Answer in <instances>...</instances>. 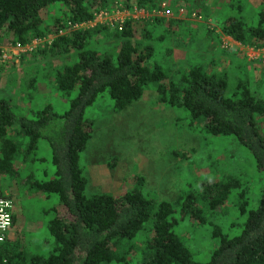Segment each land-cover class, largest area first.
<instances>
[{
	"label": "trees",
	"instance_id": "16d2710c",
	"mask_svg": "<svg viewBox=\"0 0 264 264\" xmlns=\"http://www.w3.org/2000/svg\"><path fill=\"white\" fill-rule=\"evenodd\" d=\"M160 4L159 0H0V43L24 45L54 35L36 51L44 57H63L50 70L52 83L56 90L74 92L60 114L50 104L15 114L9 99L0 95V176L18 182L32 196L38 191L44 198L54 194L60 205L52 209L53 215L44 216L49 236L46 252L30 253L24 243L7 237L0 242V264H264V133L260 128L264 97L242 82L232 96H226L222 71L201 65L175 69L170 75L153 42L163 34L154 35L145 26L158 20H166V26L182 25L185 20L180 18L125 17L119 28L118 24L78 27L99 10L155 12L163 10ZM48 6L61 13L46 23ZM192 12L200 14L197 9ZM218 26L222 34L242 45L264 48L263 9L254 25L224 16ZM101 32L113 38L105 47L100 45L105 40ZM182 34L196 40L189 31ZM149 84L157 103L183 108L191 118L201 119L208 134L233 136L262 174L256 206L247 211L240 231L228 236L212 225L217 245L205 261L193 260L172 228L185 217L204 224L234 190H240L242 198V180L236 175L198 182L197 190L181 197L176 218L169 201L142 193L140 176L117 195L84 193L87 181L79 158L93 122L84 117L85 108L105 92L114 110H124L141 98ZM39 139L46 141L50 151L53 177L48 179L35 178L33 163L41 157H30ZM20 164H27L29 172L20 175ZM244 203L243 199L238 203L240 212L245 210Z\"/></svg>",
	"mask_w": 264,
	"mask_h": 264
},
{
	"label": "rangeland",
	"instance_id": "374dc122",
	"mask_svg": "<svg viewBox=\"0 0 264 264\" xmlns=\"http://www.w3.org/2000/svg\"><path fill=\"white\" fill-rule=\"evenodd\" d=\"M159 2L164 4L163 8H169L171 16L178 8L185 11L182 25L173 22L166 26V20H158L155 23L150 21V25L154 23L151 27L145 26L154 35L163 34L161 40L153 42L158 44L157 56L167 62L170 75L175 69L201 65L222 71L226 77V96H232L236 84L242 82L256 96L264 97V62L261 56H256L258 61L254 63L245 61L218 26L224 16L240 18L246 25H254L258 12L264 10V0ZM46 8L49 11L44 19L46 23L53 15L61 13L52 9L55 6ZM196 9L200 13V22L189 18ZM159 11H143L137 17L170 18L157 13ZM90 26L93 25H83ZM186 31L196 40L190 39L189 34L184 36L182 33ZM101 34L105 38L101 46L113 41L109 35ZM53 36H45L42 43H48ZM42 43L22 50L7 49L9 43L5 40L0 43V95L9 99L15 114H24L28 108L43 104H50L54 112L60 114L74 93L66 94L54 88L50 70L58 67L63 57L42 56L36 51ZM146 87L141 98L124 110H114L105 92L85 108L84 117L93 122L91 136L79 158L87 181L84 193L117 195L130 187L134 177L140 176L142 193L155 200L169 201L175 209L172 216L176 218L181 197L197 190L198 182L224 174L236 175L242 180V198L240 190H234L226 198L223 208L213 212L204 224L185 217L172 228L191 252L193 260L205 261L217 245V238L211 235L212 225H217L228 236L240 231L247 211L256 206L262 174L246 148L233 136L206 133L201 119L191 118L181 107L157 103L153 86L149 84ZM260 128L264 133V117L260 119ZM34 156L41 157L33 163L35 178L53 177L50 151L44 139L38 140L37 148L30 154L31 158ZM18 167L22 172L20 175L29 172L27 164ZM18 184L8 176H0V194L8 197L11 214H14L8 238L24 243L30 253H44L49 241L43 226L44 216L53 215L52 209H58L59 202L54 194L46 198L40 191L33 194L36 196L26 194ZM242 199L245 201L244 212L238 209Z\"/></svg>",
	"mask_w": 264,
	"mask_h": 264
},
{
	"label": "built area",
	"instance_id": "2783aa9c",
	"mask_svg": "<svg viewBox=\"0 0 264 264\" xmlns=\"http://www.w3.org/2000/svg\"><path fill=\"white\" fill-rule=\"evenodd\" d=\"M163 3L161 6L163 7ZM140 13H143L142 9H132L131 11L126 9H114L112 11L99 10L93 13L92 20L79 24L78 27H83L85 24H108L113 27L114 24H118V28L125 17H133L136 18ZM162 14V16L170 17V18H185V11L182 8H178L175 12V15H172V12L169 13L167 8H163V10L157 12ZM191 20H197L200 22L201 17L199 15H195V13H191L189 15ZM73 27H77L76 25ZM60 33V32H59ZM45 39H32L29 43L24 45L19 44H7V49L12 50H22L28 49L30 46L35 45L36 43H42ZM11 227V202L7 196L0 194V242L8 237L9 230Z\"/></svg>",
	"mask_w": 264,
	"mask_h": 264
},
{
	"label": "crops",
	"instance_id": "0c3cea01",
	"mask_svg": "<svg viewBox=\"0 0 264 264\" xmlns=\"http://www.w3.org/2000/svg\"><path fill=\"white\" fill-rule=\"evenodd\" d=\"M226 38L231 41V43L234 45V50L238 51V53L242 56V58L245 59V61L249 63L257 62L258 59H256V56L260 55L261 61L264 62V48H254L251 46L242 45L228 36H226Z\"/></svg>",
	"mask_w": 264,
	"mask_h": 264
}]
</instances>
